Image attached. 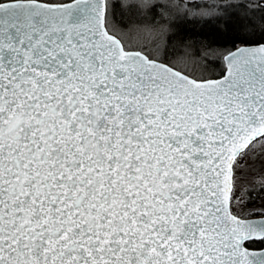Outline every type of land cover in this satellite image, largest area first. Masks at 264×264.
I'll list each match as a JSON object with an SVG mask.
<instances>
[{
    "label": "snow or ice",
    "instance_id": "1",
    "mask_svg": "<svg viewBox=\"0 0 264 264\" xmlns=\"http://www.w3.org/2000/svg\"><path fill=\"white\" fill-rule=\"evenodd\" d=\"M107 9L0 3V264H264L243 249L264 220L228 207L264 137V45L197 82L126 50Z\"/></svg>",
    "mask_w": 264,
    "mask_h": 264
},
{
    "label": "trees",
    "instance_id": "2",
    "mask_svg": "<svg viewBox=\"0 0 264 264\" xmlns=\"http://www.w3.org/2000/svg\"><path fill=\"white\" fill-rule=\"evenodd\" d=\"M107 2L106 25L111 32L119 35V30L127 31L148 22L162 33L161 53H152L143 45L124 43L125 47L140 49L196 78L221 75L223 55L237 45L264 42V0H162L145 5L125 0ZM185 57L200 70L183 66L178 60ZM233 169L232 192L244 178V171L237 170V159ZM262 176L256 172L250 177L246 183L245 201L236 206L235 212L231 200L234 213L242 217L259 215V207L254 205L258 199H264V183L257 179ZM246 246L263 247L264 240L248 241Z\"/></svg>",
    "mask_w": 264,
    "mask_h": 264
},
{
    "label": "rangeland",
    "instance_id": "3",
    "mask_svg": "<svg viewBox=\"0 0 264 264\" xmlns=\"http://www.w3.org/2000/svg\"><path fill=\"white\" fill-rule=\"evenodd\" d=\"M124 1V0H122ZM125 1H135L139 4H152L155 1L162 0H125ZM168 1V0H166ZM189 1V0H184ZM193 1V0H191ZM150 23L147 22L146 25H136L130 27L127 31L119 30V37L122 39L123 43L129 46H147L152 53H161L163 47L162 33L152 28ZM161 37V38H160ZM158 38V39H157ZM160 38V39H159ZM156 40H159L156 42ZM133 48V47H131ZM135 49V48H134ZM183 66L192 70H200L195 67L193 62L189 58H179L178 60ZM237 170L244 175L242 178V183L233 189L231 200L233 201V211L235 212L236 206L241 205L245 201V190L246 183H248L254 175V173H260L264 175V137H260L245 150L244 154L237 157ZM258 181L264 183V176L257 178ZM258 206L259 215H264V199H258V203L254 206ZM237 211V210H236Z\"/></svg>",
    "mask_w": 264,
    "mask_h": 264
},
{
    "label": "water",
    "instance_id": "4",
    "mask_svg": "<svg viewBox=\"0 0 264 264\" xmlns=\"http://www.w3.org/2000/svg\"><path fill=\"white\" fill-rule=\"evenodd\" d=\"M12 2H16V0H3V1H0V3H12ZM39 3H44V4H72L74 2V0H66V1H43V0H38ZM105 28L106 30L109 32L110 35H113L114 37H116L117 39L120 40V38L118 36H116L115 34L111 33L107 27H106V19H105ZM121 41V40H120ZM122 42V41H121ZM123 44V43H122ZM260 45H264V42H259V43H250V44H239L237 45L236 47H234L233 49L229 50L228 52H226L224 55H223V61H224V71L221 75L217 76V77H206V78H195L171 65H169L168 63L164 62V61H161V60H158V59H155V58H151L149 57L146 53H144L143 51L141 50H138V49H130V48H125L126 50L128 51H139L141 52L142 54L148 56L151 60H154L156 63L158 64H164L170 68L173 69V71H176V72H179L181 73L182 75L184 76H187L189 77L190 79H193L197 82H206V81H220L222 80L227 74H228V60L226 59V57H228L231 53H235L237 52L238 49H253V48H256ZM125 47V46H124ZM254 66V65H253ZM260 137H257L255 138L258 139ZM253 140V141H255ZM239 156V155H238ZM237 156V157H238ZM234 164V162H233ZM232 185H233V165H232V183H231V191H232ZM230 197H231V192L229 194V210L231 211L230 209ZM231 214L238 217L239 219H242V220H245V221H259V220H264V215H257V216H251V217H240L236 214H234L232 211H231ZM252 240H259V239H250V240H246L243 242V249H246L250 254H253V253H260V252H264V247H260V248H253V247H248L246 246V242L247 241H252ZM251 258H254V257H251L250 256V259ZM255 258H258V257H255Z\"/></svg>",
    "mask_w": 264,
    "mask_h": 264
},
{
    "label": "bare ground",
    "instance_id": "5",
    "mask_svg": "<svg viewBox=\"0 0 264 264\" xmlns=\"http://www.w3.org/2000/svg\"><path fill=\"white\" fill-rule=\"evenodd\" d=\"M132 2H135V1H132Z\"/></svg>",
    "mask_w": 264,
    "mask_h": 264
},
{
    "label": "flooded vegetation",
    "instance_id": "6",
    "mask_svg": "<svg viewBox=\"0 0 264 264\" xmlns=\"http://www.w3.org/2000/svg\"><path fill=\"white\" fill-rule=\"evenodd\" d=\"M119 37V36H118ZM120 38V37H119Z\"/></svg>",
    "mask_w": 264,
    "mask_h": 264
}]
</instances>
